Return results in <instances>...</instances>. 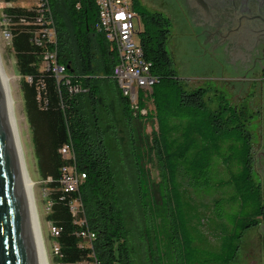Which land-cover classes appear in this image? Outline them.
<instances>
[{"label": "trees", "instance_id": "trees-1", "mask_svg": "<svg viewBox=\"0 0 264 264\" xmlns=\"http://www.w3.org/2000/svg\"><path fill=\"white\" fill-rule=\"evenodd\" d=\"M3 1L10 3L4 9L10 46L38 171L48 191L47 220L59 230L53 236L58 263L231 264L244 232L264 218L261 187L253 176L252 112L230 106L216 89L182 82L167 49L171 20L137 0L135 24L143 25L139 45L154 78L137 98L145 117L133 113L112 75L115 53L95 29L94 0H48L54 38L43 31L46 11L39 13L34 3ZM53 51L55 61L66 66L61 81L45 63ZM261 83L264 89V69ZM149 115L156 121L151 138L144 125ZM65 146L67 154L62 153ZM146 157L157 160L155 194ZM68 167L86 175L74 191L61 186ZM211 173L216 176L213 191L195 193ZM182 184L195 196H209L222 224L218 248L207 255L187 228ZM86 229L96 233L88 242L79 235Z\"/></svg>", "mask_w": 264, "mask_h": 264}, {"label": "rangeland", "instance_id": "rangeland-1", "mask_svg": "<svg viewBox=\"0 0 264 264\" xmlns=\"http://www.w3.org/2000/svg\"><path fill=\"white\" fill-rule=\"evenodd\" d=\"M137 1L148 11H160L171 20V35L167 49L173 56L178 77L182 82L190 88L201 86L209 87L212 90L216 89L228 99L227 102L230 106H243L246 107L245 110L247 109V111L252 112L254 117L252 118L250 129L253 132V152L257 153L260 149L259 143L264 146V89L261 83V71L257 68L245 73V77L240 76L243 73V71H240L238 74L239 78L236 77V79L227 66L223 68L220 63L214 62L212 54L209 53L210 51L200 42L192 27L189 26L182 16L181 10L178 4L175 3V0ZM15 3L29 7L34 3V0H17ZM15 3H12V6L16 5ZM5 7H7L5 2L0 0V59L3 68L10 78V85L16 103V111L22 133L28 172L35 182L36 204L41 219L49 261L50 264H60L56 260L52 228L50 222L47 220L50 206L47 198L48 191L38 171L31 130L24 110L20 83L21 76L18 73L15 55L11 49L10 42H8V39L3 34L5 24L2 22V19H4L3 13H5ZM142 28V22H140V25L136 22V31L133 36L135 43H139L138 31ZM215 104L216 102H213V104L210 103L209 105L212 107ZM144 125L146 134L151 138L156 130L154 117L149 115ZM120 135L125 137L124 133ZM127 159L126 157L125 161ZM146 159L144 168L146 172L148 171L149 183H151V189L155 194L157 192L155 184L160 180L157 160L154 157L152 162H149L148 157ZM127 174H131L129 167ZM253 176L254 180L260 182L262 186V202L264 204V181H259L258 175L254 171ZM215 178V174H209L208 181L198 187L197 190H194V192L201 195L211 190L213 191V180ZM191 191L189 187L184 186V184L181 185L186 224L192 239L195 241V245L202 250V253L205 252L207 255L209 252L216 251L218 248L217 244L221 237L222 224L218 225L214 217L211 198L203 195L200 197L195 196ZM135 205L134 201L132 204V212L137 213L136 216L138 218L140 213L137 212L138 206ZM217 209L220 210L221 208L217 207ZM226 221L225 223H227ZM133 236L136 241H139L137 239L139 237L138 234H133ZM239 244L240 247L237 256L231 264H264V227L262 224L248 228L241 237ZM138 247L141 250L143 249L140 245Z\"/></svg>", "mask_w": 264, "mask_h": 264}, {"label": "water", "instance_id": "water-1", "mask_svg": "<svg viewBox=\"0 0 264 264\" xmlns=\"http://www.w3.org/2000/svg\"><path fill=\"white\" fill-rule=\"evenodd\" d=\"M192 29L203 43L200 30ZM0 264H49L33 197V182L28 172L20 123L9 77L1 59Z\"/></svg>", "mask_w": 264, "mask_h": 264}, {"label": "built area", "instance_id": "built-area-1", "mask_svg": "<svg viewBox=\"0 0 264 264\" xmlns=\"http://www.w3.org/2000/svg\"><path fill=\"white\" fill-rule=\"evenodd\" d=\"M97 8V18L95 29L103 34L110 48L115 53L116 62L113 67L112 75L116 79L122 95L130 101V108L134 114L145 117L146 109H139L137 98L140 90L150 89L154 83V78L150 74V68L143 57L139 43H135L133 36L136 31L135 17L136 11L133 9V0H94ZM6 6L10 3H5ZM34 4L39 6L38 12L46 11L45 22L47 25L43 31H47L51 37H55L53 16L48 0H34ZM4 31L3 34L8 42L11 40V32L7 28V14L3 13ZM41 19V18H40ZM139 33V32H138ZM55 51L45 56L46 66L53 72L57 81L64 79L66 66L55 61ZM68 83V81H67ZM62 153L67 154V146L62 148ZM86 178L85 173L76 172L74 167L64 169L61 179V186L65 191H74L82 180ZM75 216L78 207H71ZM52 236H57L59 230L52 227ZM79 235L88 242L96 237V233L91 229L81 230ZM54 252L57 254L58 248L54 245ZM81 264H101L100 261L93 259Z\"/></svg>", "mask_w": 264, "mask_h": 264}, {"label": "flooded vegetation", "instance_id": "flooded-vegetation-1", "mask_svg": "<svg viewBox=\"0 0 264 264\" xmlns=\"http://www.w3.org/2000/svg\"><path fill=\"white\" fill-rule=\"evenodd\" d=\"M175 3L189 26L202 33L203 44L208 47L214 62L220 63L223 68L227 66L235 78H239L240 71H243L240 76L245 77V73L257 68L261 71L262 78V0H175ZM259 145L257 153L252 151L253 171L258 175L259 181H264V146L260 143ZM260 187L262 191L261 184ZM261 224L264 227V218L260 219L256 226Z\"/></svg>", "mask_w": 264, "mask_h": 264}, {"label": "bare ground", "instance_id": "bare-ground-1", "mask_svg": "<svg viewBox=\"0 0 264 264\" xmlns=\"http://www.w3.org/2000/svg\"><path fill=\"white\" fill-rule=\"evenodd\" d=\"M9 77V75H8ZM9 81H10V78H9ZM14 98V97H13ZM15 102V100H14ZM15 106H16V103H15ZM29 171V170H28ZM30 175V174H29ZM30 179L31 181L33 182V197H34V201H35V205H36V210H37V214H38V218H39V222H40V226H41V230H42V225H41V219H40V216H39V213H38V208H37V204H36V195H35V182L32 180L31 176H30ZM42 234H43V230H42ZM43 238H44V234H43ZM45 242V240H44ZM46 247V246H45ZM47 251V250H46ZM48 255V254H47ZM49 259V257H48ZM49 264H50V261H49Z\"/></svg>", "mask_w": 264, "mask_h": 264}]
</instances>
